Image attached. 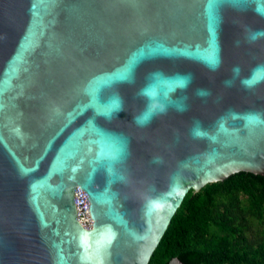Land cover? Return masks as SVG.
Here are the masks:
<instances>
[{"label":"water","instance_id":"1","mask_svg":"<svg viewBox=\"0 0 264 264\" xmlns=\"http://www.w3.org/2000/svg\"><path fill=\"white\" fill-rule=\"evenodd\" d=\"M241 172L264 176V0H0V264H150Z\"/></svg>","mask_w":264,"mask_h":264},{"label":"trees","instance_id":"2","mask_svg":"<svg viewBox=\"0 0 264 264\" xmlns=\"http://www.w3.org/2000/svg\"><path fill=\"white\" fill-rule=\"evenodd\" d=\"M174 257L185 264H264V176L241 172L192 190L150 264Z\"/></svg>","mask_w":264,"mask_h":264},{"label":"built area","instance_id":"3","mask_svg":"<svg viewBox=\"0 0 264 264\" xmlns=\"http://www.w3.org/2000/svg\"><path fill=\"white\" fill-rule=\"evenodd\" d=\"M75 202H76L77 209H78L79 220L85 226H89L91 223V220L89 217L90 202H89L87 194L83 190L79 189L76 192Z\"/></svg>","mask_w":264,"mask_h":264},{"label":"rangeland","instance_id":"4","mask_svg":"<svg viewBox=\"0 0 264 264\" xmlns=\"http://www.w3.org/2000/svg\"><path fill=\"white\" fill-rule=\"evenodd\" d=\"M250 230H251V234L253 237H255L257 235V231L260 230L259 227L257 226V224H253L251 227H250Z\"/></svg>","mask_w":264,"mask_h":264},{"label":"snow or ice","instance_id":"5","mask_svg":"<svg viewBox=\"0 0 264 264\" xmlns=\"http://www.w3.org/2000/svg\"><path fill=\"white\" fill-rule=\"evenodd\" d=\"M255 77L253 78V80L252 81H249V83H254L255 82Z\"/></svg>","mask_w":264,"mask_h":264}]
</instances>
